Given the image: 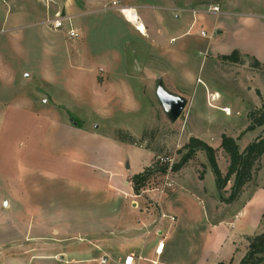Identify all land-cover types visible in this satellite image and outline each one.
<instances>
[{"label": "rangeland", "instance_id": "obj_1", "mask_svg": "<svg viewBox=\"0 0 264 264\" xmlns=\"http://www.w3.org/2000/svg\"><path fill=\"white\" fill-rule=\"evenodd\" d=\"M91 1L97 3V8L87 6ZM91 1L0 0V106L18 105L16 108L25 114L17 120L11 118L10 127L11 122L7 120L2 130L0 171L16 170L17 163L48 171L46 181L39 183L40 191L37 194L32 192V200L37 199L33 195L40 194L43 207L51 208L47 206L49 201L62 197L60 202L57 201L59 205L65 208L70 201L73 211L80 215L83 207L94 201V196L87 191L78 194V197L74 193H59L54 190V179L49 180L52 179L50 175H57L68 163L80 168L83 164L106 167L110 162L116 164L119 160L120 170L114 174V181L119 190L125 191L123 182L131 187L130 172L123 169L126 164L135 163L141 167L157 157L163 164L166 160L175 164L179 162L184 152L182 147L190 137L216 149L220 171L223 163L227 162L217 147L221 135L234 139L239 137L237 144L240 150L255 137L264 138V127L245 132L247 113L264 104V0H122L121 6L125 7L143 5L141 9L136 8L140 21L162 15L165 18L163 22L154 24L151 20V24L156 28L163 23L172 25V32L165 30L164 35L162 32L166 44L164 49L179 53H173L171 60L166 59L160 49L154 51L152 46L149 48L152 40H143L117 11H99V6L110 5L112 0ZM224 3L227 7L223 9L225 12L219 23H223L225 34L214 36L213 17L206 16L202 21L196 19L197 15L192 11L208 10ZM23 11H27L29 17L13 19ZM70 11L76 14L71 18V24L79 33L77 40L70 41L65 37L66 26L61 31H54L45 25H37L57 15L71 16L73 13ZM151 24L147 23V31H151ZM200 32L206 37H201ZM172 33L174 40L169 43ZM232 47L242 49L244 63H250L249 57L254 56L262 65L263 69L251 82V87H247L250 83L236 86V77L242 74V65L230 66L221 62L219 57L210 59L213 51L229 54ZM158 80L168 92L183 97L187 102L184 111L173 123L155 97ZM255 88L261 95L257 96L259 92ZM212 94L214 100H211ZM36 105L50 118L48 126H40L39 132L43 127V133L33 129L38 117L26 115L36 114ZM220 108H227L230 115H224ZM39 122L44 124L42 120ZM126 135L136 139L144 135L142 145L150 149L123 142L121 139ZM43 138L46 139L45 144ZM60 141L63 143L60 144ZM53 146L57 149L53 150ZM1 157L6 162L5 168ZM261 162L250 184L259 178L257 183L264 190L263 157ZM183 168L194 180L196 177L203 180L206 172L203 185L215 191L214 178L204 154L197 153ZM107 169L111 172V168ZM82 176L77 172L78 178L85 179ZM108 176L112 177L111 174ZM173 180H176L175 176L169 177L167 182ZM163 185L162 179L153 178V184H148L147 190L137 196L126 190L124 198L138 201L142 207L146 206L145 209H154L156 203L153 200L167 191ZM0 186L3 185L0 183ZM20 193L19 189L0 188V242L4 233L12 232L19 237L27 225L20 218L23 217L17 202ZM203 193L210 210L214 206L213 201L220 204L218 196L212 201V193L207 190ZM193 204L182 208L185 216L199 210L198 203ZM28 225H31V230L38 229L34 223ZM78 225L72 224L74 227ZM239 225L235 223L233 233H244ZM260 226V233H263L264 217ZM248 232L254 235L253 231ZM44 233L49 232L46 230ZM238 254L237 251L233 264L239 259Z\"/></svg>", "mask_w": 264, "mask_h": 264}, {"label": "crops", "instance_id": "obj_2", "mask_svg": "<svg viewBox=\"0 0 264 264\" xmlns=\"http://www.w3.org/2000/svg\"><path fill=\"white\" fill-rule=\"evenodd\" d=\"M89 1L91 0H87V3ZM89 3L87 6L97 8L95 1ZM105 5L99 6V11H116L104 10ZM225 7H227L225 3L221 4L220 7L217 6L219 14H212L208 12L209 9L192 11V13L197 15L196 19L200 18L202 21L206 16H212V34L223 36L225 29L223 23L219 22L220 17L225 12L223 10ZM129 8L136 13V8L141 9L143 5ZM70 13L73 12L70 11ZM28 14L27 11H23L19 17L13 15V19L21 20L22 16L29 17ZM230 14L239 15V13ZM75 15L73 13L71 16L65 17L71 21V18ZM243 15L250 16V14ZM151 18L154 24L163 22V19H165L162 15ZM47 20L50 19L39 22L37 25L46 26L45 22ZM151 20L148 21L147 17L143 21L138 20L144 28L142 33L135 25L124 19L143 40H152L153 43L149 44V48L152 46L154 51L160 49L163 51L164 57L171 60L173 53L176 55L179 53L167 52L164 49L166 44L163 35L165 30L172 32V25L163 23L161 27L156 28L155 25L151 24ZM148 22L151 24V31L146 30ZM64 35L66 37L65 32ZM173 36L172 33L169 43L174 40ZM77 39H79V33ZM210 46L211 44H209ZM230 50H232L231 52L237 51L241 56L243 55L240 52L242 50L240 47H232ZM229 54L220 50L213 51L210 59L214 60L216 57ZM249 58H254L258 62L254 56ZM230 66L238 67L239 65ZM240 68L242 74L239 77L238 72H236L238 75L236 86L250 83L247 87L252 86L251 82L263 69L262 65L259 69H252L247 62ZM256 90L261 95L260 91ZM212 96L214 95L212 94ZM16 106L18 105H15V107L6 104L0 106L3 109V113L0 114V135L6 126L7 120L11 122L8 125L10 127L12 125L11 118L17 120L22 117L21 115H25ZM34 108L38 111L36 114L26 115L28 117H31L29 115L38 117L33 129L38 133H43V127L39 132L40 126H46V124L48 126L51 123L50 118L46 117L45 111L40 110L39 106L36 105ZM10 110L12 112L9 116ZM40 114H42L41 118ZM40 120L44 124L39 122ZM42 140L45 144L46 139L43 138ZM61 143L63 142L60 141ZM54 149H57V146H53ZM30 154L33 153L30 152ZM1 159V164L5 168L6 162L4 163L3 157ZM216 160L219 166L217 157ZM17 165L18 169L16 170L8 172V170L2 169L0 171V183L4 186H0V188L4 190L19 189L21 193L17 202L20 203L23 212V217L20 218L27 225L24 231L20 233L21 235H18L19 237H16L17 234L12 235V232L1 235L3 237L0 242V262L2 264H97L100 258H106V264H122L124 258L128 256L133 258L134 264H233V258L237 251L239 252V259H237L236 264H238L246 253L247 238L259 234L261 230L260 225L264 213V190L257 183L259 178L254 184L246 185L234 203L225 205L213 201V197L216 198L217 196L215 188V191H213L206 189L203 185L206 172H204L203 180L200 181L197 177L194 180L189 173L185 172L186 168H183L178 171V174H176L177 172L170 174L169 177L175 176L176 180L172 181L170 189L164 188L165 191L167 190L165 194L162 193V196H157V199L153 200L156 203L155 208L145 209L146 206L142 207L138 201H128L124 198L127 191L132 193L131 187L126 182H123L122 185L126 187L127 191L118 189L117 182L114 181V174L120 170L119 160L116 164L110 162L106 167L100 164L95 166L83 164V167L80 168L74 167L73 163H68L57 175L56 173L50 175L52 177L49 176V178L52 179L49 180L54 179V190H58L59 193L66 192L69 195L74 193L78 197V194L81 195L83 191H87L94 196V201L86 204L82 209L83 213L77 215L78 213L73 211V207L71 208L70 201L67 203L68 205H65V208L59 205L62 197L60 200L53 199L49 201L47 206H51V208L43 207L44 204L42 205L39 200L40 194H36L40 191L39 183L46 181L45 176L49 172H46V170L43 172L44 169L40 167L34 168L22 163H17ZM127 165L131 177L141 173L144 168L149 166L148 162L141 167L135 163ZM203 165L206 169V165L204 163ZM107 168H111V172L107 171ZM226 168L227 162H224L221 168L223 174ZM77 172L83 174L82 177L86 180L82 179V181L78 178ZM110 174L112 177L108 176ZM28 180L30 181L28 182ZM204 190L212 193L210 196L214 206L211 210L204 197ZM34 191H36V194L33 196H37V199L33 198L32 200L31 194ZM168 202L171 204H168ZM193 202L198 203L199 210H196L193 215L189 213L185 216V211L182 208L189 205V203L193 204ZM155 213H158L159 216L155 217ZM169 217H172L173 221ZM29 223L36 224L38 229L31 230ZM73 223H79V225L74 227L72 226ZM235 223L241 224L239 228L244 233L232 232ZM46 230L49 233L45 234ZM249 230L253 231L254 235H249ZM45 240H50V242H44ZM158 244H163L161 252L157 251Z\"/></svg>", "mask_w": 264, "mask_h": 264}, {"label": "trees", "instance_id": "obj_3", "mask_svg": "<svg viewBox=\"0 0 264 264\" xmlns=\"http://www.w3.org/2000/svg\"><path fill=\"white\" fill-rule=\"evenodd\" d=\"M219 59L225 64H244L242 56L237 51H233L229 55L219 56ZM249 65L252 69H259L260 67V64L254 58H250ZM257 96H259V93H257ZM246 118L248 126L245 132L264 127V104L258 109L249 111ZM144 135H142L141 139L126 135L122 137L121 140L138 148L149 150V147L142 145ZM239 139V137L234 139L224 134L220 136L218 149L222 151L227 159V168L224 174L219 170L217 165L216 149L199 139L190 137L187 143L182 147V151L184 152L179 162L169 167L168 163L163 164L156 156L157 159L154 158L149 166L144 168L141 173L133 175L130 179L132 193L135 196L139 195L140 192L148 189L146 187L148 184H153V178L163 180L168 171L171 173L178 172L191 161L197 153H201L204 154L207 165L214 178L219 202L225 205L234 203L244 187L253 181L255 174L259 170V163L262 157H264L263 137H255L243 150H240L238 147L237 142ZM229 183H231V185L229 189H227ZM263 217L264 213L262 219ZM247 244L246 253L238 264H262L264 262V232L247 238Z\"/></svg>", "mask_w": 264, "mask_h": 264}, {"label": "built area", "instance_id": "obj_4", "mask_svg": "<svg viewBox=\"0 0 264 264\" xmlns=\"http://www.w3.org/2000/svg\"><path fill=\"white\" fill-rule=\"evenodd\" d=\"M109 5V4H108ZM105 5L104 6V10H116L119 12V14L125 19L123 12L125 10H131L129 7H125V6H121V0H112V2L110 3V5ZM134 11V10H133ZM208 12L212 13V14H219V9L217 7L211 8L208 10ZM136 15L135 11H134V16ZM137 16V15H136ZM126 20V19H125ZM139 20V19H138ZM47 27H50L52 30L54 31H61L63 30V28L66 26V37L69 40H75L78 38V33L77 31L73 28L71 21L69 18L66 17H61L60 15L55 16L53 19L47 20L45 22ZM200 36L201 37H206V34L203 32H200ZM214 96H211V100H214ZM221 112L224 113V115L228 116L230 115V111L227 108H221L220 109ZM161 162L163 163V161L161 160ZM166 163H168L169 167H171V163L169 164L168 160H166ZM170 174H172L170 171H168L165 175V177L163 178L164 181V185L163 188H167L170 189L172 187V182H167L169 179ZM169 219L171 221H173L172 217H169ZM163 248V244H158L157 246V251L161 252ZM107 260L106 258H100L97 262V264H106ZM122 264H134L133 262V258L131 256L125 257Z\"/></svg>", "mask_w": 264, "mask_h": 264}, {"label": "water", "instance_id": "obj_5", "mask_svg": "<svg viewBox=\"0 0 264 264\" xmlns=\"http://www.w3.org/2000/svg\"><path fill=\"white\" fill-rule=\"evenodd\" d=\"M155 97L171 123L175 122L180 117L187 105L183 97L168 92L161 80L157 81ZM125 168L128 169L127 164Z\"/></svg>", "mask_w": 264, "mask_h": 264}, {"label": "bare ground", "instance_id": "obj_6", "mask_svg": "<svg viewBox=\"0 0 264 264\" xmlns=\"http://www.w3.org/2000/svg\"><path fill=\"white\" fill-rule=\"evenodd\" d=\"M123 14L126 20H128L130 23L135 25L137 29L140 30L142 33L144 32L143 26L138 22L137 16L136 15L134 16V11L132 9L125 10Z\"/></svg>", "mask_w": 264, "mask_h": 264}]
</instances>
